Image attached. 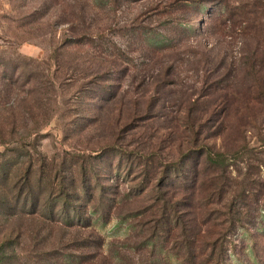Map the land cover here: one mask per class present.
<instances>
[{"label": "trees", "instance_id": "obj_1", "mask_svg": "<svg viewBox=\"0 0 264 264\" xmlns=\"http://www.w3.org/2000/svg\"><path fill=\"white\" fill-rule=\"evenodd\" d=\"M88 1L96 8L117 12L125 4L142 0ZM185 9L207 13L213 35L218 34L223 39L235 35L243 37L246 51L239 65L230 66L222 60L212 71L207 63L202 66V72H211L215 77L211 79L210 75L203 80L199 91L193 87L191 92L178 90L180 99L171 105L163 103L164 99L160 101V97L158 100L154 98L141 117L138 116L141 112L138 103H135L131 114L127 113V121L145 122L142 126L131 127V131L136 128L146 131L139 134L138 140L135 139L136 147L131 152L126 151L124 145L113 143L98 151L92 150L97 152L96 155L73 153L67 157L59 156L58 160L55 157L49 162L48 157L38 151V159L30 161L13 186L17 191L13 196L14 206L9 204L8 198L0 196V215L17 216V212H9L20 208L23 214L35 216V220L50 221L51 225L41 226L38 234L44 230L53 233L59 226L90 231L82 246L95 252L94 256H82L80 259L56 256L57 263L49 261L47 264L124 262L120 252L114 256L104 255L106 243L93 229L96 221L102 224L112 221L111 212L104 209L109 188L100 183V166L96 163L101 162L100 159L108 152L130 158L131 172L138 173L140 183L133 189L131 200L149 195L147 207L118 219L119 223L131 219L128 227L137 229L131 235V245L124 246L134 255L131 264H171V259H176L178 264H228L232 242L238 233L241 230L248 233L264 223V0H170L164 7H154L150 16L165 18L162 26L185 28L191 22L174 19L176 12ZM44 16L37 10L25 19L40 20ZM81 19H84L83 15ZM65 21L71 22L70 19ZM158 29L149 26L141 29L140 36L152 49L149 52L159 56L179 51L182 43L179 44L175 37L161 34ZM71 33L50 57L57 72L66 68L59 60L63 52L75 46H86L97 52L104 50V33L92 31L90 27L82 33ZM103 52L111 54L109 58L116 55L121 63L130 64L131 60L123 52L115 54L110 49ZM29 61L35 62L22 57L25 71ZM149 62L157 67L158 72L157 75H149L153 82L150 89L145 90L146 94H175L173 86L178 87L179 83L183 87L179 81L180 63L174 59L170 65H165L164 61ZM193 65L196 67L193 70H198L201 63L195 61ZM114 73L107 70L89 75L94 80L86 83L87 88L81 94L84 99L102 102L118 99L122 88L115 86L119 73L117 77ZM33 74H25L28 75L26 85L32 84L36 77ZM66 76L54 77V80L48 76L42 87L38 85L29 90L28 95L37 96V100L32 105L25 100L22 103L24 113L44 114V117L34 120V126L28 131L30 134L33 132L40 137L52 123L55 110L61 109L59 97H55V109L49 112V95L58 94L64 87ZM158 108L161 109L160 115L154 113ZM153 119L160 122L156 130L145 127ZM17 127L14 117L4 121L1 127L0 147L4 148L0 152L2 187H8L12 175L7 170L10 164L8 156L25 151L21 148L23 145L14 149L8 146L7 138ZM24 129H28L27 125ZM162 129L165 132L163 138L156 135ZM116 135L114 133L112 137ZM16 163L19 164L18 161ZM115 203L118 202L115 200ZM27 208L30 212L26 211ZM143 216H147L145 221L133 223L134 219ZM26 234L27 231L23 233ZM43 241L32 243L30 252L38 251L37 256L50 252L40 245ZM52 252L54 256L59 255L57 248Z\"/></svg>", "mask_w": 264, "mask_h": 264}, {"label": "rangeland", "instance_id": "obj_2", "mask_svg": "<svg viewBox=\"0 0 264 264\" xmlns=\"http://www.w3.org/2000/svg\"><path fill=\"white\" fill-rule=\"evenodd\" d=\"M169 2L170 0H142L125 4L121 10L114 12L107 8H96L88 0H0V132L3 122L14 117L18 127L7 138V142L10 143L8 146L14 149L23 145L20 147L25 150L24 152L21 150L19 155L8 156L10 164L7 165V170L12 175L8 187L0 186V196L8 198L10 205L15 204L13 196L17 191L13 189L14 184L25 172L30 161L38 159V151L48 157L49 162L55 157L58 160L59 156L67 157L73 153L85 152L87 155H96L97 152L92 150L98 151L113 143L124 145L127 147L126 151L131 152L136 147L135 139L138 140L139 134L146 131L140 130L141 128L131 131V127L142 126L145 122L127 121L129 116L127 113L131 114L135 103H138L141 111L138 116L141 117V113L146 111L154 98L158 100L160 97V101L164 99L163 103L171 105L180 99L178 90L191 92L193 87L199 91L203 80L210 75L211 79L215 77L211 72V74L202 72V66H206L207 63L212 71L222 60L224 64L230 66L239 65L240 58L246 51L243 37L235 35L223 39L218 34L213 35L208 15L204 11L196 13L192 9H185L176 12L174 16L176 21L191 22V25L185 28L162 26L165 18L150 16L152 13L150 11L154 7L161 5L164 7ZM37 10L45 16L40 20L25 19L27 15H32ZM68 19L71 21L70 24L65 21ZM203 24L204 28L201 29ZM147 26L159 27L158 32L161 34L175 37L179 44L182 43L180 50L159 56L151 54L149 51L152 49L140 36L141 29ZM86 27L97 33H104L102 49H110L115 54L125 53L131 60L129 66L121 63L115 54L109 58L111 54L103 52L104 50L97 52L86 46H75L63 52L59 60L66 68L62 72H57L54 62L50 61L53 51L62 44L66 36L72 34L71 31L82 33ZM262 53L264 58V48ZM22 57L35 60L29 61L26 71ZM173 59L182 65L179 81L183 87L179 86V83L178 87L173 86L175 94L169 92L164 95L162 93L161 96L146 94L145 90L150 89L153 82L149 75H157L158 72L157 67L151 65L149 61L153 63L164 61L165 65H170ZM195 61L201 63L198 70H193L196 69L193 65ZM19 65L21 68H18ZM107 70L115 71V76L119 73L118 81L115 83V86L122 88L118 99L113 102L84 99L81 94L87 88L86 83L94 80L93 76L89 75ZM28 73H34L36 77L32 84L26 85L28 75L25 74ZM48 76L53 80L54 77L66 76V80L58 94L49 95L51 98L48 103V108L51 109L49 112L55 109V97H59L61 109L55 110L52 123L38 137L28 131L34 126V120L44 117V114L38 112L26 114L22 103L26 100L30 105L35 104L37 96L30 97L28 92L38 85L42 87L48 81ZM89 86L93 87L92 84ZM154 113L160 115L161 109L158 108ZM24 125H27V130L24 129ZM149 126L156 130L160 127V122L158 120L147 122L145 127ZM114 133L117 135L112 137ZM164 134L162 129L156 135L163 138ZM3 149L0 147V152ZM100 161H96L100 166V183L109 188L106 191L104 209L111 212L112 221L107 224L96 221L93 229L106 243L104 255L114 256L120 252L124 262L119 264H131L130 260L134 255H131V249L124 246L131 245V235L137 229L132 230L128 227L131 219L125 223H119L118 219L147 207L150 204L149 195L131 200V193L139 185L140 179L137 172H131L130 158L127 156L121 158L114 152H108ZM13 164L16 165L12 167ZM115 200L118 203H115ZM28 209L30 208L26 211L30 212ZM14 212L18 213L17 216L0 215V264H47L49 261L57 263L56 256L61 255L72 256L75 259L87 255L94 256L93 250L82 246L90 231L59 226L53 233L44 230L38 234L41 226L51 225V222L39 218L35 220V216L23 214L20 208L9 213ZM146 219L147 216H143L134 219L133 223ZM25 231L27 234L23 235ZM40 240H44L40 244L42 248H48L50 252L37 256L38 251L31 253L29 247ZM232 243L228 264H264V223L248 233L241 230ZM54 248L58 249L59 255L52 254ZM96 262L98 263V260ZM170 262L178 264L176 259H171Z\"/></svg>", "mask_w": 264, "mask_h": 264}]
</instances>
